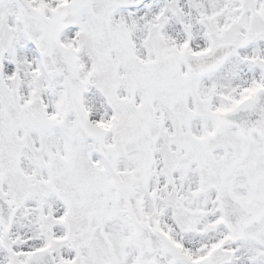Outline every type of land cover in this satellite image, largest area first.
Segmentation results:
<instances>
[{"label":"snow or ice","instance_id":"obj_1","mask_svg":"<svg viewBox=\"0 0 264 264\" xmlns=\"http://www.w3.org/2000/svg\"><path fill=\"white\" fill-rule=\"evenodd\" d=\"M0 264H264V0H0Z\"/></svg>","mask_w":264,"mask_h":264}]
</instances>
